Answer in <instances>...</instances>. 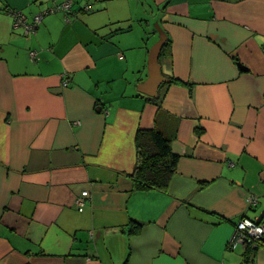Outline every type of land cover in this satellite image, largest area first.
I'll list each match as a JSON object with an SVG mask.
<instances>
[{"label": "crops", "instance_id": "0c3cea01", "mask_svg": "<svg viewBox=\"0 0 264 264\" xmlns=\"http://www.w3.org/2000/svg\"><path fill=\"white\" fill-rule=\"evenodd\" d=\"M71 1L24 34L7 10L52 0H0V264H244L227 242L264 210V0ZM141 131L178 156L165 191L128 176Z\"/></svg>", "mask_w": 264, "mask_h": 264}, {"label": "trees", "instance_id": "16d2710c", "mask_svg": "<svg viewBox=\"0 0 264 264\" xmlns=\"http://www.w3.org/2000/svg\"><path fill=\"white\" fill-rule=\"evenodd\" d=\"M166 44L167 40L163 46ZM170 82H177V80L171 78ZM136 146L135 168L128 174L134 188L165 191L178 159V156L171 152L168 139L157 131H141L137 134ZM259 246L264 247V236L243 248L244 264L251 263L254 252Z\"/></svg>", "mask_w": 264, "mask_h": 264}, {"label": "built area", "instance_id": "2783aa9c", "mask_svg": "<svg viewBox=\"0 0 264 264\" xmlns=\"http://www.w3.org/2000/svg\"><path fill=\"white\" fill-rule=\"evenodd\" d=\"M71 0H52V4L45 7L40 12L33 15L32 20L28 21L26 15L17 9H9L7 12L12 16L13 26L21 27L24 34L34 33L43 16L51 13L60 12L64 15L65 20H69L72 14ZM85 10L89 9L88 5L83 6ZM30 59L35 57V51H29ZM63 86H67V80L62 81ZM88 196L87 190H82L78 196L75 197L74 203L78 209L84 206V199ZM249 203L255 202V198H248ZM264 236V221L256 222L245 216L241 217L234 225V231L227 242L229 249H236L238 247L244 248L249 243H255Z\"/></svg>", "mask_w": 264, "mask_h": 264}, {"label": "water", "instance_id": "95a60500", "mask_svg": "<svg viewBox=\"0 0 264 264\" xmlns=\"http://www.w3.org/2000/svg\"><path fill=\"white\" fill-rule=\"evenodd\" d=\"M160 32V38L157 42H155L150 48L148 58H147V69H148V77L144 82H141L139 86H137L138 90L143 92L148 96H155L157 94L158 88L163 82H168L169 80L165 78L160 70V64L158 62L159 54L161 48L165 42V35L163 31ZM264 218V210L259 214L257 218H255L256 222L261 221Z\"/></svg>", "mask_w": 264, "mask_h": 264}, {"label": "rangeland", "instance_id": "374dc122", "mask_svg": "<svg viewBox=\"0 0 264 264\" xmlns=\"http://www.w3.org/2000/svg\"><path fill=\"white\" fill-rule=\"evenodd\" d=\"M151 22H152V24L153 25H155L154 23H155V18H154V16H153V18H152V20H151ZM155 29H157V28H155ZM157 38H160V32L158 31V29H157V32H156V35H155ZM158 41V40H157ZM155 43V42H154ZM153 43V44H154ZM152 44V45H153ZM152 45L150 46V48L152 47ZM241 248V247H240Z\"/></svg>", "mask_w": 264, "mask_h": 264}]
</instances>
